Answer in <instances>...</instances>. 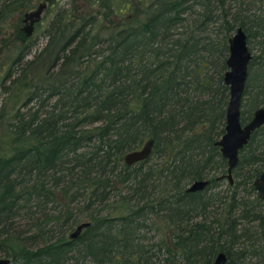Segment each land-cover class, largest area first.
Wrapping results in <instances>:
<instances>
[{"label": "trees", "instance_id": "obj_1", "mask_svg": "<svg viewBox=\"0 0 264 264\" xmlns=\"http://www.w3.org/2000/svg\"><path fill=\"white\" fill-rule=\"evenodd\" d=\"M37 1L0 0V256L211 264L222 250L226 264L247 254L264 264V199L252 184L264 126L224 188L215 145L237 26L261 45L248 64L250 109L264 96V0H42L27 35L22 14ZM38 33L46 39L28 57ZM149 137L150 155L127 164ZM81 218L90 225L70 238Z\"/></svg>", "mask_w": 264, "mask_h": 264}, {"label": "water", "instance_id": "obj_2", "mask_svg": "<svg viewBox=\"0 0 264 264\" xmlns=\"http://www.w3.org/2000/svg\"><path fill=\"white\" fill-rule=\"evenodd\" d=\"M44 3H39L36 8H33L24 13V20L30 19V23L25 27L27 35L33 32V22L39 18ZM228 54L225 59L226 69L223 72V81L228 86V101L225 108V125L224 132L215 141V145L219 146L221 155L226 159L227 172L225 176L231 178V170L238 161V151L247 143L251 133L264 123V106H259L255 109L251 119L245 124L241 123L240 105L245 90L248 64L253 54L247 42V33L242 26H237L232 34L227 39ZM154 140L149 137L143 143L124 153L123 159L127 164H132L137 161L147 158L152 150ZM223 176V175H222ZM209 183L208 178L193 180L187 190H199L204 188ZM253 186L257 195L264 198V169L253 180ZM89 220H82L75 225L69 232L70 238H76L80 232L90 225ZM10 258L0 256V264H9ZM227 254L220 250L216 253L211 264H226Z\"/></svg>", "mask_w": 264, "mask_h": 264}, {"label": "rangeland", "instance_id": "obj_3", "mask_svg": "<svg viewBox=\"0 0 264 264\" xmlns=\"http://www.w3.org/2000/svg\"><path fill=\"white\" fill-rule=\"evenodd\" d=\"M64 1L67 2L68 0H59L60 3H63ZM250 1H252V0H250ZM37 2L38 3L35 5V8H36V6L39 3L43 2V1L42 0H40V1L38 0ZM252 2L253 3L251 4V7L257 6L258 3H259L258 0H255V1L253 0ZM9 31L10 30H8L7 32H9ZM233 32H234V30H232L231 34ZM36 36H37V39L38 40H37L36 44L32 47V49L30 51V54L27 55L28 57L31 56L34 53V51H36L38 48H40L42 46V44L44 43L45 39H46L41 33H38ZM248 45L251 48V52L253 54V57L255 55H259L260 54L261 45L258 43V38L251 37V40L248 43ZM0 54H2L1 53V50H0ZM246 89H247V92H245V94L243 95V98H242V104H241V109L242 110L248 109L249 108V105H250V102L253 99L257 98L255 96V92L251 89V86H248V88L246 87ZM259 105L264 106V96L262 97V100H261V102H260ZM261 137H262V134L259 133V134H257V137L256 138L258 139V138H261ZM261 143L264 145V138L261 139ZM226 181H227L226 178L220 179L219 182L221 183V186H219V187L224 188L225 187V184H226ZM188 184L189 183H187V185ZM81 220H85V219L84 218H81ZM242 238H245L244 240H242V242H244V241H247L248 242L249 241V240H247L248 238L246 236H244ZM242 242H240V244H242ZM255 261H256V258L254 256H251V255L247 254L245 256V258L242 259L241 264H254Z\"/></svg>", "mask_w": 264, "mask_h": 264}, {"label": "flooded vegetation", "instance_id": "obj_4", "mask_svg": "<svg viewBox=\"0 0 264 264\" xmlns=\"http://www.w3.org/2000/svg\"><path fill=\"white\" fill-rule=\"evenodd\" d=\"M31 10V9H30ZM27 11H29V10H27ZM27 11H23V16H22V18H21V20H22V23H23V30L25 29V27L30 23V19H27V20H24V13L25 12H27ZM36 21H34L33 23H35ZM243 95H244V93H243ZM243 98V97H242ZM241 104H242V101H241ZM259 106H261V105H258V106H256V107H254V108H251L250 109V107L248 108V109H245V110H242L241 109V105H240V119H241V123L242 124H245L246 122H248L250 119H251V117L253 116V113H254V111H255V109L256 108H258ZM261 126H264V123L263 124H261L259 127H257L253 132H255L256 130H258ZM252 132V133H253ZM252 133H251V135H252ZM251 135H250V137H251ZM250 137H249V139H250ZM249 139H248V141H249ZM259 139H262V137L261 138H259ZM259 139L257 140V141H259ZM248 141H247V143H248ZM246 143V144H247ZM246 144L243 146V147H245L246 146ZM218 146V145H217ZM219 147V146H218ZM242 147V148H243ZM241 148V149H242ZM240 149V150H241ZM240 150L238 151V161H239V156H240ZM221 154V153H220ZM222 156V155H221ZM223 157V156H222ZM224 158V157H223ZM225 159V158H224ZM226 160V159H225ZM238 161H237V163H236V165L232 168V170H231V178H232V182H230V179L227 177V176H225V173L227 172V163H226V171L225 172H223V176H222V178H226L227 179V181L230 183V184H232L233 182H234V176H233V170L237 167V164H238ZM133 164V163H132ZM264 169V168H263ZM262 169V170H263ZM261 170V171H262ZM260 171V172H261ZM259 172V173H260ZM259 173H258V175H259ZM257 175V176H258ZM256 177V176H255ZM255 177H254V179H255ZM253 179V180H254ZM252 184H253V182H252ZM255 189V188H254ZM256 191V190H255ZM257 193V192H256ZM258 196V195H257ZM258 198H260V199H264V198H261V197H259L258 196Z\"/></svg>", "mask_w": 264, "mask_h": 264}]
</instances>
